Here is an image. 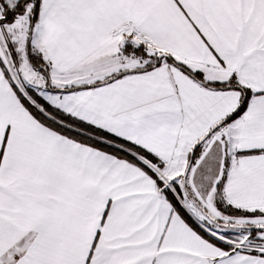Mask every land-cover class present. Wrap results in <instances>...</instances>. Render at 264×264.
<instances>
[{
  "label": "snow or ice",
  "instance_id": "snow-or-ice-1",
  "mask_svg": "<svg viewBox=\"0 0 264 264\" xmlns=\"http://www.w3.org/2000/svg\"><path fill=\"white\" fill-rule=\"evenodd\" d=\"M0 264H264V0H0Z\"/></svg>",
  "mask_w": 264,
  "mask_h": 264
}]
</instances>
